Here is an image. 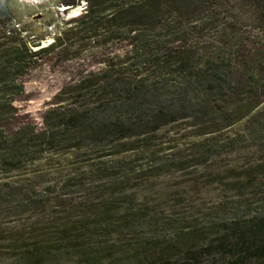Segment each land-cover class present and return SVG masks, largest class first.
<instances>
[{
    "label": "trees",
    "instance_id": "trees-1",
    "mask_svg": "<svg viewBox=\"0 0 264 264\" xmlns=\"http://www.w3.org/2000/svg\"><path fill=\"white\" fill-rule=\"evenodd\" d=\"M62 3L84 13L42 47L0 1V216L36 217L15 247L63 246L83 264L263 263L264 0ZM112 43L124 49L103 54ZM91 44L97 70L41 127L23 115L32 73ZM213 192L240 196L234 219L183 225ZM166 216L170 233L144 238ZM138 231L129 249L115 241Z\"/></svg>",
    "mask_w": 264,
    "mask_h": 264
},
{
    "label": "rangeland",
    "instance_id": "rangeland-1",
    "mask_svg": "<svg viewBox=\"0 0 264 264\" xmlns=\"http://www.w3.org/2000/svg\"><path fill=\"white\" fill-rule=\"evenodd\" d=\"M2 4L8 6L16 15V19L21 25L26 26L29 36L33 38H44L42 47L49 46L54 42V39L59 36V33L67 28L69 21L84 13L85 3L81 6L72 8L63 12L61 11L66 5L63 0H0ZM124 45L109 44L103 49V54L112 55L115 51H121ZM102 48L98 45L91 44L83 51V56L80 59L74 57L66 60L53 58L46 61L42 66L34 71L31 75V82L26 85V91L30 96V101L25 104V112L31 120H34L40 127L41 115L46 109H49L58 103L56 96L60 93L73 78L78 77V72L86 69L87 71L97 70V67L87 59H92L93 56L100 55ZM87 61V62H84ZM92 61V60H90ZM87 64V66L85 65ZM101 67V66H99ZM67 104V103H66ZM76 160H69L67 163L62 162L61 165H73ZM59 163V162H56ZM56 167L61 165L56 164ZM46 170L45 163L40 164V167L29 168L33 170ZM60 176L52 175L46 178V182H59ZM238 194L232 192L228 195L219 192H213L204 201H198L200 213H197L198 221L192 217H184L183 225H191L198 223L203 226L221 223L223 220L234 219V207L240 198ZM80 199L78 198V201ZM47 213L53 214L61 211L57 204H53L47 208ZM188 219V220H187ZM36 217L34 214L0 216V264H83L80 262V254L75 251H70L66 247L50 248L43 250H33L31 244L20 242L19 246L15 247L13 242V233H17L30 222H34ZM191 222V223H190ZM177 223L176 220L166 216L161 219L158 224L156 233L146 232L144 238L149 236L160 235L161 232L168 234L170 229L163 227V224L169 226ZM181 223V222H180ZM190 223V224H189ZM178 224V223H177ZM165 228V230H163ZM163 230V231H162ZM160 232V233H159ZM142 232L125 233L124 237L115 240L122 247L128 248L129 245H136L137 240ZM23 243V244H22ZM131 248V247H130ZM129 249V248H128ZM257 264V263H253ZM258 264H264L258 263Z\"/></svg>",
    "mask_w": 264,
    "mask_h": 264
},
{
    "label": "water",
    "instance_id": "water-1",
    "mask_svg": "<svg viewBox=\"0 0 264 264\" xmlns=\"http://www.w3.org/2000/svg\"><path fill=\"white\" fill-rule=\"evenodd\" d=\"M64 8H66V9L63 12H66V11L70 10V8L68 6H66Z\"/></svg>",
    "mask_w": 264,
    "mask_h": 264
},
{
    "label": "bare ground",
    "instance_id": "bare-ground-1",
    "mask_svg": "<svg viewBox=\"0 0 264 264\" xmlns=\"http://www.w3.org/2000/svg\"><path fill=\"white\" fill-rule=\"evenodd\" d=\"M66 8H63L61 11H64Z\"/></svg>",
    "mask_w": 264,
    "mask_h": 264
}]
</instances>
